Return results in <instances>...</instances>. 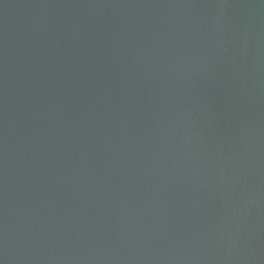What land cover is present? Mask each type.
I'll list each match as a JSON object with an SVG mask.
<instances>
[{
	"label": "water",
	"instance_id": "95a60500",
	"mask_svg": "<svg viewBox=\"0 0 264 264\" xmlns=\"http://www.w3.org/2000/svg\"><path fill=\"white\" fill-rule=\"evenodd\" d=\"M0 264H264V0H0Z\"/></svg>",
	"mask_w": 264,
	"mask_h": 264
}]
</instances>
